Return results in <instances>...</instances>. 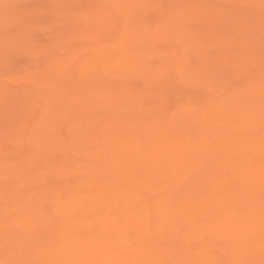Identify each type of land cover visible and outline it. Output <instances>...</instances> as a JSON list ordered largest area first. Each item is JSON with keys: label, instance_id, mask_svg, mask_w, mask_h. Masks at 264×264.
<instances>
[{"label": "rangeland", "instance_id": "rangeland-1", "mask_svg": "<svg viewBox=\"0 0 264 264\" xmlns=\"http://www.w3.org/2000/svg\"><path fill=\"white\" fill-rule=\"evenodd\" d=\"M177 5L185 7H176ZM262 11L261 0H0V118L3 119H0V264L14 262V257L15 262L23 264H67L64 253L73 252L75 248L85 245L86 241L96 245L91 250L95 253L90 256V264H125V257L130 251L141 250V236L135 233L134 228L128 225L120 233L115 224L124 220V206L131 194L142 193L143 197L145 194V202L152 206L151 197L148 196L151 192L148 189L153 188L156 193L161 190L157 188H161L163 182L167 181L173 162L168 157L169 150L160 152L158 155L166 156L163 160L165 162L162 161L154 169L146 168V172L152 169L154 174L151 172V175L156 178L147 177V181L144 178L138 179V182L141 180V187L145 188L139 190V185L133 184L130 187L126 184L127 181L117 184L116 180L123 177L120 169H132L134 161L128 160L122 164L114 161L116 149L129 144L130 148L126 149L130 152L138 154L141 150L142 158L148 154L144 147V137L137 126L140 122L144 126L150 125L151 120L143 110L147 107L156 109L155 113L160 114L162 120L158 124H163L165 117H176L177 121L172 129L178 131H173L169 141H159L158 145L162 144V148L168 144L172 147L174 136L181 133L185 125L194 131L186 133V137L183 135L181 140H189L195 146L201 140L198 127H194L196 121H206V124L210 123L212 126L220 123L219 125L227 128L237 126L238 113L229 114L234 105L226 96L228 91L236 87H242L247 94L252 92L247 91L248 88H261L260 54L264 48ZM137 19L140 20L139 23L135 22ZM124 20L128 21L127 25ZM25 33H31L30 41L25 40ZM221 40H225V43ZM203 41L207 48L206 57L214 60L215 65L211 70L205 66L200 50L199 42ZM218 44H228L226 55L225 50L220 52ZM241 44L244 48H241ZM242 66L252 67L255 77L253 75L249 78L241 71ZM47 73H53L55 79H43ZM258 92L261 94V90ZM224 109L228 113H224ZM218 110H221V116ZM122 117L131 121L128 128L130 131L121 132L122 126L119 127V124L121 125ZM245 129V133L256 143L264 140L261 121L245 124ZM141 144L144 146L138 148ZM244 148L230 152L220 161L223 167L221 176L230 180L229 184L224 185L223 192H234L230 188L243 187L238 170L241 171L249 161L250 167L254 163L263 167V161H253L259 159L256 153ZM245 150H248L246 154ZM186 161L187 158L181 165L187 164ZM109 165L114 171L103 173V169H108ZM193 167L192 164L191 168ZM143 169L144 167L138 168L135 173ZM231 173L234 177L229 179ZM115 176H118L117 179ZM113 186L115 190L112 189ZM262 187L264 182L257 191L259 200ZM135 188L137 191H133ZM111 190L114 192L113 197ZM203 192L194 194L190 198L191 203L188 200L189 208L196 206L204 196ZM134 205L135 209L139 208ZM194 209L196 208L192 211ZM37 210L39 213H35ZM147 212H150V226L154 228L158 222L156 215L151 208ZM45 217L51 226L47 231L50 233V241L44 232V228L48 226L44 224ZM193 219H198V228L196 227V236L188 241L190 248L195 249L200 243L205 244V251L211 257L214 255L218 264H258L256 256H253L256 252H264L261 235L256 236L249 245H242L240 236L235 234L238 229L232 228L222 237L211 232L203 234L199 231H202L200 223H204V219L198 214ZM3 223L5 224L1 226ZM112 231L114 232L111 233ZM151 231L154 240H158L155 228ZM54 233L59 234L58 238ZM45 238L49 244L60 241L61 238L60 245H68L67 248L71 249L43 259L24 254L23 245L26 246L29 240L43 242ZM52 238L55 240L51 242ZM158 241L159 244L166 245L164 241ZM25 251L30 249L26 248ZM18 255L22 256L17 261Z\"/></svg>", "mask_w": 264, "mask_h": 264}, {"label": "bare ground", "instance_id": "bare-ground-1", "mask_svg": "<svg viewBox=\"0 0 264 264\" xmlns=\"http://www.w3.org/2000/svg\"><path fill=\"white\" fill-rule=\"evenodd\" d=\"M141 1V0H140ZM138 2V1H137ZM259 2V1H258ZM93 3V2H92ZM139 3V2H138ZM194 4V3H193ZM16 5V4H15ZM102 5V4H101ZM141 5V2L139 3ZM144 4H142V7ZM243 6V5H242ZM256 6V5H255ZM138 7V6H137ZM174 7V6H173ZM248 7V6H247ZM140 8V7H139ZM193 8V7H192ZM228 8V7H227ZM70 9V8H69ZM177 9V8H176ZM19 10V9H18ZM231 10V9H230ZM14 11V10H13ZM25 11V10H24ZM95 11V10H94ZM141 11V10H140ZM189 11V10H188ZM79 12V11H78ZM136 12V11H135ZM142 12V11H141ZM147 12V11H146ZM201 12V11H200ZM253 12V10H252ZM70 13V12H69ZM125 13V12H124ZM101 14V13H100ZM116 14V13H115ZM140 14V13H139ZM215 14V13H214ZM249 14V13H248ZM137 15V14H136ZM250 15V14H249ZM252 15V14H251ZM48 16V15H47ZM65 16V15H64ZM82 16V15H81ZM183 16V15H182ZM224 16V15H223ZM55 17V16H54ZM192 17V16H191ZM190 17V18H191ZM227 17V15H226ZM257 17V16H254ZM140 18V16H139ZM187 18V17H186ZM195 18V17H194ZM222 18V17H221ZM7 19V18H6ZM70 19V18H69ZM189 19V18H187ZM186 19V20H187ZM201 19V18H200ZM239 19V17H238ZM260 19V18H259ZM199 20V19H198ZM241 20V19H240ZM239 20V23H240ZM23 21V20H22ZM210 21V20H209ZM85 22V21H84ZM69 23V22H68ZM198 23V22H197ZM235 23V22H234ZM86 24V23H85ZM131 24V23H130ZM97 25V24H96ZM214 25V24H213ZM217 25V24H216ZM70 27V25H68ZM132 28V27H131ZM134 28V27H133ZM199 28V27H198ZM105 29V28H104ZM135 29V28H134ZM225 29V28H224ZM222 29V30H224ZM163 30V29H162ZM221 30V29H220ZM75 31V30H74ZM101 31V30H100ZM120 31V30H119ZM137 31V29H136ZM139 31V30H138ZM180 30H178L179 32ZM186 31V30H185ZM219 31V30H218ZM243 31V29H242ZM260 31V30H259ZM122 32V31H121ZM220 32V31H219ZM222 32V31H221ZM258 32V31H257ZM261 32V31H260ZM193 33V32H192ZM210 33V32H209ZM223 33V32H222ZM142 34V33H141ZM262 34V33H261ZM138 35V34H136ZM178 35V34H177ZM208 35V34H207ZM221 35V34H220ZM146 36V35H145ZM188 36V35H187ZM204 36V34H203ZM228 36V35H226ZM259 36V35H258ZM132 37V36H131ZM138 37V36H137ZM151 37V36H150ZM179 37V36H178ZM216 37V36H215ZM224 37V36H223ZM220 39V37L218 36ZM217 38V39H218ZM248 38V36H247ZM256 38V37H255ZM258 38V37H257ZM256 38V39H257ZM262 38V37H261ZM64 39V38H63ZM216 39V41H217ZM228 39V38H227ZM240 39V38H239ZM61 40V39H60ZM131 40H133L131 38ZM236 40V39H235ZM234 40V41H235ZM136 41V40H135ZM223 43H225V40H221ZM84 42V40H83ZM122 42V41H121ZM212 42V41H211ZM220 42V41H219ZM258 42V41H257ZM17 43V42H16ZM146 43V42H145ZM154 43V42H153ZM200 50L202 51V57L204 56V64L207 67V69L211 70L214 68V60L210 57H206L207 48L205 46V41L199 42ZM18 45V44H17ZM54 45V44H53ZM98 45V44H97ZM156 45V44H155ZM258 46V45H257ZM109 47V46H108ZM147 47V46H146ZM220 48V52H224L226 55V49L229 48L228 44H218ZM223 47V49H222ZM240 47V46H239ZM260 47V46H258ZM105 48V47H104ZM103 48V49H104ZM129 48V47H128ZM139 48V47H137ZM145 48V47H144ZM218 48V49H219ZM232 48V47H231ZM241 48L242 44H241ZM17 49V48H16ZM59 49V48H58ZM83 49V48H82ZM252 49V48H251ZM130 50V49H129ZM128 50V51H129ZM198 50V49H197ZM127 51V52H128ZM132 51V50H131ZM140 51V50H139ZM170 51V50H169ZM233 51V50H232ZM3 52V51H2ZM53 52V51H52ZM107 52V51H106ZM138 51H136L137 53ZM147 53V52H146ZM145 53V54H146ZM77 54V53H76ZM100 54V53H99ZM125 54V53H123ZM212 54H214L212 52ZM49 55V54H48ZM190 56V55H189ZM223 56V55H222ZM67 58V57H66ZM145 58V56H144ZM186 58V57H185ZM189 58V57H188ZM192 58V57H191ZM200 58V57H199ZM225 58V57H224ZM230 59V58H229ZM61 60V59H60ZM71 60V59H70ZM159 60V59H158ZM191 61V59H189ZM221 60V59H220ZM8 62V61H7ZM74 62V61H73ZM162 62V61H161ZM168 62V61H167ZM171 62V61H170ZM78 63V62H77ZM140 63V62H139ZM158 63V62H157ZM193 63V62H192ZM177 64V63H176ZM150 65V64H149ZM136 66V65H135ZM218 66V65H217ZM151 67V66H150ZM184 67V66H183ZM3 68V67H2ZM136 68V67H135ZM163 68V67H161ZM167 68V67H166ZM188 68V67H187ZM64 70V69H63ZM141 70V69H140ZM144 70V69H143ZM222 70V69H221ZM188 71V70H187ZM225 71V70H224ZM138 72V71H137ZM153 72V71H152ZM213 72V71H211ZM209 72V73H211ZM149 73V72H148ZM151 73V72H150ZM172 73V72H171ZM206 73V72H205ZM236 73V72H235ZM178 74V73H177ZM198 74V73H197ZM228 74V73H227ZM231 74V73H230ZM247 74V73H246ZM258 74V73H257ZM261 74V73H260ZM152 75V74H151ZM171 75V74H170ZM219 75V74H218ZM232 75V74H231ZM134 76V75H133ZM229 76V75H228ZM234 76V75H233ZM245 79L247 78L244 74ZM258 76V75H257ZM69 77V76H68ZM148 77V76H147ZM178 77V76H177ZM222 77V73H221ZM253 77V76H252ZM255 77V75H254ZM154 78V77H153ZM261 78V77H260ZM259 78V79H260ZM55 79V78H54ZM72 79V78H71ZM75 79V78H74ZM222 79V78H221ZM227 79V78H226ZM256 79V78H255ZM153 81V80H152ZM181 81V79H180ZM183 81V79H182ZM257 81V80H256ZM255 81V82H256ZM214 82V81H213ZM53 83V82H52ZM90 83V82H89ZM161 83V82H160ZM183 83V82H182ZM225 83V81H224ZM247 83V82H246ZM76 84V83H75ZM170 84V83H168ZM241 84V83H240ZM218 85V84H217ZM231 85V84H230ZM74 86V85H73ZM161 86V85H160ZM232 86V85H231ZM230 86V87H231ZM237 85H235L236 87ZM249 86V85H248ZM247 86V87H248ZM3 87V86H2ZM80 87V86H79ZM9 88V87H8ZM84 89V87H82ZM191 88V87H190ZM193 88V87H192ZM215 88V87H214ZM217 88V87H216ZM246 88V87H245ZM256 88V86H255ZM86 89V88H85ZM175 90V89H174ZM247 90V89H246ZM261 88L257 87L255 90H251L248 88L247 91H252L250 93H246L250 97V102L247 106L241 108V113L239 114V108H236L235 106H232V110H229L230 113H238L236 117H238V123L237 126L233 128H227L224 125H217L212 126L210 123L206 124V121H196V124L194 127H198L197 130L200 132L198 134H201V140L198 141V143L192 145L189 140H181L182 136L186 133L191 134V127H183L181 133H177L174 137V144L170 147V145H165L163 148L159 144V141L165 140V139H171L173 136V131L178 129H172V125L176 123L177 120L175 115L171 117H165L163 124H158L162 118H160V114L155 113L156 109H150V108H143L144 113H146L151 120L150 125H143L142 122L139 124V131L141 135L144 137L145 146L143 144L139 145L138 148H141L142 146L147 149L148 154L142 158L143 151H139L138 154L132 153L126 148L129 147L128 145L125 148L123 145L121 148L116 149L115 153V159L121 164L128 160H133L132 162L133 168L132 169H124V171L120 169V173L123 174L122 178H119L116 180L117 184L119 182L127 181L126 184H128L130 187L133 186V184H137L139 186V190H143L145 188H142L140 182H138V179L144 178L147 181V177H155L154 175H151L152 169L158 167V165L166 159V156L158 155L160 152H164L165 149L166 152L169 150L168 157H171L173 165L172 169L168 172L170 175L166 178L167 181L163 182L164 185L160 188L159 192H155L153 188H149L148 191L151 192L148 194L149 197H151V203L152 206L149 205V202L146 203L145 199L147 196L143 197V194L139 195L138 193L131 194V197L127 200L126 206H124V220L121 221L118 224H115V227L118 232H122L124 227H127L128 225L132 226L134 228L135 233L141 236V250H132L130 251L129 255L125 257L126 259L125 264H218V261L211 257L206 251H205V244L202 245L200 243V246L197 248H190L188 245L190 244L188 241L191 237L196 236V227H197V221L198 219H193L194 217H197V214L201 216L204 219V223H200L202 225V231L198 230L199 233H207L211 232L214 233L217 237L225 236L229 233L230 229L236 228L238 229L235 233L236 235L240 236V244L242 245H249L250 242H253L254 238L256 236L261 235L260 231V200L257 198V191L258 188L263 184L264 182V140L262 142L256 143L254 139L248 134L245 133L247 131L244 130L245 124L250 125V123H254L257 121H260V98L261 94L260 91ZM211 91V90H210ZM223 91V89H222ZM87 92V91H86ZM217 92V91H216ZM81 93V92H80ZM206 93V92H205ZM78 94V93H77ZM148 95V94H147ZM54 96V95H53ZM121 96V95H120ZM218 96V95H217ZM170 97V96H169ZM80 98V97H79ZM160 98V97H159ZM163 98V97H162ZM227 98V96H226ZM166 99V98H165ZM172 99V98H171ZM179 99V98H178ZM174 100V99H172ZM49 101V100H48ZM175 101V100H174ZM179 101V100H178ZM218 101H220L218 99ZM230 101V100H228ZM134 102H136L134 100ZM224 102V101H223ZM231 102V101H230ZM142 103V102H141ZM219 103V102H218ZM67 104V103H66ZM125 104V103H124ZM156 104V103H155ZM165 104V103H164ZM233 104V103H232ZM39 105V104H38ZM130 105V104H129ZM214 105V104H213ZM227 105V104H226ZM124 106V105H123ZM162 106V105H161ZM187 106V105H186ZM217 106V104H216ZM215 106V107H216ZM222 106V105H221ZM27 107V106H26ZM145 107V106H144ZM160 107V106H159ZM171 107V106H170ZM181 107V106H180ZM229 107V106H228ZM63 108V107H62ZM131 108V107H128ZM195 108V107H194ZM209 108V107H208ZM185 110V108L183 107ZM191 109V108H190ZM5 110V109H4ZM142 110V111H143ZM164 110V109H163ZM162 110V111H163ZM215 110V109H214ZM222 110V109H221ZM220 110V111H221ZM225 110V109H224ZM223 110V111H224ZM82 111V110H81ZM200 111V110H199ZM203 111V110H202ZM209 111V110H208ZM219 111V110H218ZM219 111V113H220ZM51 112V111H50ZM57 112V111H56ZM159 112V111H158ZM166 112V111H165ZM183 112V111H182ZM194 112V111H192ZM2 113V112H1ZM55 113V112H54ZM84 113V112H83ZM172 113V111H171ZM187 113V112H186ZM199 113V112H198ZM224 113H228L227 110H225ZM177 114V113H176ZM196 114V112H195ZM194 114V115H195ZM204 114V113H203ZM218 114V113H217ZM33 115V114H32ZM57 115V114H56ZM131 115V114H130ZM188 115V114H186ZM208 114H206L207 116ZM221 116V113L219 114ZM5 116V115H4ZM8 116V115H7ZM70 116V115H69ZM204 116V115H203ZM233 116V115H232ZM235 116V115H234ZM109 117V116H108ZM132 117V116H131ZM131 117H129V120H132ZM179 117V116H178ZM177 117V118H178ZM184 117V116H182ZM197 117V116H196ZM194 117V118H196ZM5 118V117H4ZM48 118V117H47ZM123 120H121V125L119 124V127L122 128L121 132H127L128 128L131 126L128 120L122 117ZM207 118V117H206ZM1 119V118H0ZM58 119V118H57ZM3 120V119H1ZM13 120V119H11ZM25 120V119H24ZM46 120V119H45ZM51 120V119H50ZM190 120V119H189ZM195 120V119H194ZM200 120V119H199ZM212 120V119H211ZM223 120V119H222ZM191 121V120H190ZM186 121V122H190ZM209 121V120H208ZM218 121V120H217ZM14 122V121H13ZM17 122V121H15ZM29 122V121H27ZM184 122V121H183ZM215 122V121H214ZM237 122V121H236ZM30 123V122H29ZM233 123V122H232ZM12 124V123H11ZM180 124H183L180 122ZM189 124V123H188ZM15 125V124H14ZM179 125V124H177ZM38 126V125H37ZM83 126V125H82ZM118 126V125H117ZM12 127V126H11ZM29 127V126H28ZM193 127V126H192ZM4 128V127H3ZM10 128V127H9ZM14 128V127H13ZM31 128V127H30ZM79 128V127H78ZM135 128V127H134ZM8 129V128H7ZM131 129V128H130ZM19 130V129H18ZM56 130V129H55ZM130 131V130H128ZM194 131V130H193ZM4 132V130H3ZM23 132V131H22ZM255 132V131H254ZM80 133V132H79ZM176 133V132H175ZM258 133V132H257ZM2 134V133H1ZM19 134V133H18ZM133 134V133H129ZM166 135L163 137V135ZM13 135V134H12ZM70 135V134H69ZM68 135V136H69ZM93 135V134H92ZM137 135V134H136ZM187 135V134H186ZM185 135V137H186ZM259 135V134H258ZM19 136V135H18ZM39 136V135H38ZM117 136V135H116ZM133 137V135H131ZM181 136V137H180ZM4 137V136H3ZM94 137V136H93ZM124 137V136H123ZM127 137H129L127 135ZM125 137V139L127 138ZM131 137V138H132ZM191 137V136H189ZM188 137V139H190ZM263 137V136H262ZM16 138V137H14ZM139 138V137H138ZM23 139V138H22ZM55 139V138H54ZM130 140V138H128ZM134 139V138H132ZM137 139V138H136ZM142 139V137H141ZM12 140V139H11ZM139 141V139H137ZM39 141V140H38ZM259 141V140H258ZM79 142V141H78ZM77 142V144H78ZM81 142V141H80ZM127 142V141H126ZM140 142V141H139ZM43 143V142H42ZM120 143V142H119ZM11 144V143H10ZM76 144V143H75ZM166 144V143H165ZM20 146V145H19ZM82 146V145H81ZM131 146V145H130ZM27 147V146H26ZM36 147V146H35ZM39 147V146H38ZM48 147V146H47ZM80 147V143L79 146ZM118 147V146H117ZM134 147V146H133ZM137 147V146H136ZM245 147L249 148V152L253 151L256 153V156L259 158L258 160H253L255 162L257 161H263V167L257 166L255 163L250 167V161L249 163L245 164L244 167L240 170V172L236 174H239L241 177L243 187L239 189L230 188L234 192H223L224 185L227 184L229 181L228 177H222L220 173L222 170V164L220 163L221 160L225 159L228 154L234 150H239L240 148ZM2 148V147H1ZM43 148V147H42ZM130 148V147H129ZM244 148V149H245ZM79 149V148H78ZM8 150V149H7ZM132 150V149H130ZM94 151V150H93ZM245 150V154H246ZM234 153V152H233ZM43 155V154H42ZM62 155V154H61ZM99 155V154H98ZM14 156V155H13ZM47 156V155H46ZM113 156V153H111V157ZM35 157V156H34ZM50 157V156H49ZM238 157V156H237ZM240 157V156H239ZM250 157V156H249ZM65 158V157H64ZM63 158V159H64ZM187 158L188 162L185 165H181L182 161ZM42 159V158H41ZM11 160V159H10ZM242 160V159H241ZM18 161V160H17ZM165 162V161H163ZM190 162V163H189ZM5 164V163H4ZM117 164V163H116ZM192 164L194 165L193 168H191ZM227 164V162H226ZM225 164V165H226ZM239 164V163H238ZM129 165V164H128ZM7 166V165H6ZM116 166V165H115ZM118 166V165H117ZM230 166V165H229ZM237 166V165H235ZM51 167V166H50ZM111 166L109 165L108 169H103V173H105L108 170H111ZM113 167V166H112ZM143 168V170H139L138 173H135L138 168ZM152 168L149 169L146 172V168ZM165 167V166H163ZM14 168V166H13ZM53 168V167H51ZM226 168V167H225ZM19 169V168H18ZM48 169V168H47ZM113 170V168H112ZM111 170V172H112ZM116 170V168H115ZM229 170V169H228ZM43 171V170H40ZM54 171V170H53ZM114 171V170H113ZM118 171V170H116ZM235 171V169H234ZM5 172V171H4ZM48 172V170H47ZM146 172V173H144ZM16 173V172H15ZM14 173V174H15ZM117 173V172H116ZM115 173V174H116ZM127 173V174H125ZM143 173L145 175H143ZM228 174V172H226ZM233 173V172H232ZM232 173L230 175H232ZM56 174V173H55ZM152 174H154L152 172ZM117 175V174H116ZM143 175V177H142ZM147 175V176H146ZM216 175V176H215ZM234 175V173H233ZM229 177V179H232L234 176ZM61 176V174H60ZM229 176V174L227 175ZM116 177V176H115ZM118 177V176H117ZM116 177V179H117ZM158 177V176H157ZM196 179H194V178ZM41 178V177H40ZM156 178V177H155ZM155 178H152L153 180H156ZM163 178V177H162ZM85 179V178H84ZM161 179V178H160ZM159 179V180H160ZM55 180V179H54ZM67 180V179H66ZM114 180V179H113ZM237 180V179H236ZM100 181V180H99ZM108 181V180H107ZM105 181V182H107ZM144 181V180H143ZM150 181V180H148ZM29 182V181H28ZM53 182V180H52ZM73 182V181H72ZM96 182V181H95ZM121 182V183H122ZM131 182L132 184H129ZM198 182V183H197ZM232 182V180H231ZM25 183V182H24ZM34 183V182H32ZM56 183V182H55ZM167 183V184H166ZM230 183V182H229ZM228 183V184H229ZM54 184V183H53ZM124 184V183H123ZM166 184V186H165ZM236 184V183H235ZM42 185V184H41ZM113 185V184H112ZM127 185V186H128ZM231 185V184H230ZM45 186V185H44ZM70 186V185H69ZM156 186V185H155ZM154 186V187H155ZM15 187V185H14ZM13 187V189H14ZM115 186H113L112 189H114ZM126 187V186H125ZM229 187V186H228ZM12 188V187H11ZM121 188V187H120ZM123 188V187H122ZM238 188V187H237ZM111 189V188H110ZM11 190V189H10ZM115 190V189H114ZM136 190L133 189V191ZM230 190V191H231ZM1 191V190H0ZM17 191V190H16ZM55 191V190H54ZM57 191V190H56ZM104 191V190H103ZM137 191V190H136ZM158 191V190H157ZM202 191H204V196L201 200H197L196 206L193 208L195 211H192L193 208L188 207V200L189 203H191L190 198L194 196V194H201ZM14 192V191H13ZM113 190H111L112 194ZM260 192V191H259ZM16 193V192H15ZM25 193V191H23ZM60 193V192H59ZM79 193V192H78ZM109 193V192H107ZM114 193V192H113ZM118 193V192H117ZM126 193V192H124ZM32 194V193H31ZM93 194V193H92ZM109 194V195H111ZM10 195V194H9ZM23 195V194H22ZM116 195V194H115ZM27 196V195H26ZM99 196V195H98ZM28 197V196H27ZM113 197V194H112ZM12 198V196H11ZM15 198V197H14ZM35 198V197H34ZM111 198V197H110ZM66 199V198H65ZM77 199V198H76ZM106 199V198H104ZM103 199V200H104ZM113 201V198H111ZM195 199V198H194ZM16 200V199H15ZM29 200V198H28ZM38 200V199H36ZM40 200V199H39ZM88 200V199H87ZM109 200V199H108ZM115 200V199H114ZM78 201V200H77ZM107 201V200H106ZM116 201V200H115ZM124 201V200H123ZM30 202V201H29ZM40 202V201H39ZM75 202V201H74ZM22 203V202H21ZM34 203V202H33ZM110 203V202H109ZM119 203V202H118ZM134 204H136L139 208L135 209ZM17 205V204H16ZM21 205V204H20ZM26 205V204H25ZM118 205V204H117ZM28 206V205H27ZM33 206V205H32ZM36 206V205H35ZM102 206V205H101ZM17 207V206H16ZM88 207V206H87ZM39 208V207H38ZM35 208V209H38ZM103 208V207H102ZM149 208L153 210V212L156 215V218L158 222L154 225L155 228V235H157L158 240L164 241L166 245L159 244L158 240H154V235L151 229L154 228L150 226V220L149 219ZM22 209V208H21ZM23 210V209H22ZM31 210V209H30ZM102 210V209H101ZM115 210V209H114ZM118 210V209H117ZM35 213H39V210L35 211ZM27 214V213H26ZM152 214V213H151ZM11 215V214H10ZM19 215V214H18ZM25 215V213H24ZM194 215V216H193ZM44 216V215H43ZM102 216V215H100ZM104 216V215H103ZM114 216V215H113ZM26 217V215H25ZM50 217V216H49ZM70 217V216H69ZM99 217V216H96ZM108 216H106V219ZM40 219V218H39ZM46 217L44 218V224L48 225L45 229V235L46 238H48V241H50L49 235L50 233L47 232L49 228H51L49 222L45 221ZM64 219V218H63ZM70 219V218H69ZM98 219V218H97ZM105 219V220H106ZM16 220V219H15ZM43 220V219H42ZM57 220V219H56ZM112 220V218H111ZM1 221V220H0ZM22 221V220H21ZM71 221V220H70ZM201 221V220H200ZM72 222V221H71ZM84 222V221H83ZM113 223V221H111ZM25 223H27L25 221ZM105 223V222H104ZM5 223H3L1 226H3ZM7 224V223H6ZM9 224V223H8ZM73 224V222H72ZM89 224V223H88ZM101 224V223H100ZM184 224V225H183ZM63 225V224H62ZM74 225V224H73ZM105 225V224H104ZM200 225V226H201ZM8 226V225H7ZM40 226V225H39ZM91 226V225H90ZM109 226V225H108ZM27 227V226H26ZM54 227V226H53ZM65 227V226H64ZM73 226H71L72 228ZM76 227V226H75ZM102 227V226H101ZM113 227V226H111ZM182 227V229H180ZM8 228V227H7ZM6 228V229H7ZM24 228V227H23ZM34 228V226H33ZM63 228V226H62ZM68 228V227H67ZM198 228V227H197ZM21 229V228H20ZM38 229V228H36ZM93 229V228H92ZM108 229V228H107ZM54 230V229H53ZM51 230V231H53ZM64 230V229H63ZM95 230V229H94ZM34 231V230H33ZM84 231V230H80ZM117 232L116 230H114ZM112 231L111 233H113ZM21 232V231H20ZM24 232V231H23ZM37 232V231H36ZM55 232V230H54ZM75 232V231H72ZM92 232V231H91ZM42 233V232H41ZM68 233V232H67ZM90 233V232H89ZM94 233V232H92ZM106 233V232H105ZM234 233V232H232ZM25 234V233H24ZM36 234V233H35ZM56 234V233H54ZM65 234V233H64ZM63 234V235H64ZM72 234V233H71ZM91 234V233H90ZM108 234V233H106ZM233 234V235H235ZM240 234V235H239ZM27 235V234H26ZM59 234H56V236ZM92 235V234H91ZM110 235V234H108ZM119 235V234H118ZM200 235V234H199ZM231 235V234H230ZM29 236V235H28ZM32 236V235H31ZM30 236V237H31ZM42 236V235H41ZM85 236V235H83ZM90 236V235H89ZM104 236V235H103ZM206 236V235H204ZM208 236V235H207ZM211 236V235H210ZM68 237L70 238V235L68 234ZM82 237V234H81ZM91 237V236H90ZM112 237V236H109ZM39 238V237H38ZM46 238L43 242L41 240H29L26 246L23 245L24 254H30V256L39 258H48L52 257L54 255L59 254L58 252L66 251L71 248H67L66 246H61L60 241L56 240L54 241L56 237L51 239L52 244H49V242H46ZM58 238V236H57ZM87 238V237H86ZM99 238V237H98ZM131 238V237H130ZM129 238V239H130ZM212 238V236H211ZM9 239V238H8ZM22 239V238H21ZM63 239V238H62ZM76 239V238H75ZM85 239V238H84ZM104 239V238H103ZM198 239V238H196ZM207 239V238H206ZM217 239V238H216ZM220 239V238H219ZM23 240V239H22ZM25 240V239H24ZM111 240V239H110ZM119 240V239H118ZM237 241V239H235ZM71 241V240H70ZM93 241V240H92ZM100 241V240H99ZM207 241V240H206ZM211 241V240H210ZM232 241V239H231ZM235 241V242H236ZM50 242V243H51ZM121 242V241H120ZM119 242V243H120ZM163 242V243H164ZM208 242V241H207ZM68 243V242H67ZM76 243V242H75ZM123 243V242H121ZM131 243V242H130ZM162 243V242H161ZM216 243V242H215ZM256 243V242H255ZM238 244V243H237ZM259 245L258 243H256ZM21 245V244H20ZM71 245V244H70ZM76 245V244H75ZM123 245V244H122ZM239 245V244H238ZM256 245V247H257ZM96 246L95 244L90 243V241H86L85 245H81L78 248H73L74 251L71 253H64L65 257L64 259H67V264H74L76 261V264H90L91 263V255L95 252H92L91 250ZM108 246V245H107ZM106 246V248H107ZM99 247V246H98ZM125 247V246H124ZM139 247V246H138ZM207 247V246H206ZM241 247V246H239ZM246 247V246H245ZM255 247V248H256ZM26 248H29L30 251L26 252ZM97 248V247H96ZM102 248V246L100 247ZM99 248V249H100ZM104 248V247H103ZM110 248V247H109ZM210 248V247H209ZM258 248V247H257ZM136 249V248H135ZM242 249V248H241ZM98 250V249H97ZM107 250V249H106ZM115 250V249H114ZM243 250V249H242ZM19 251V250H18ZM99 251V250H98ZM101 251V250H100ZM128 251V250H127ZM236 251V250H235ZM113 252V251H112ZM115 252V251H114ZM158 252V253H157ZM219 252V251H218ZM19 253V252H18ZM212 253V252H211ZM214 253V252H213ZM220 254V253H219ZM223 254V253H222ZM233 254V253H232ZM231 254V255H232ZM2 255V254H1ZM110 255V254H109ZM120 255V254H119ZM221 255V254H220ZM241 255V254H240ZM245 255V254H244ZM250 255V253L248 254ZM5 256V255H4ZM22 255L17 256V261L20 259ZM62 256V254H61ZM103 256V255H102ZM123 256V255H122ZM217 256V255H215ZM227 256V255H226ZM224 256V257H226ZM246 256V255H245ZM258 260V264H261L262 261H264V252H256V254L253 256ZM2 257V256H1ZM0 257V258H1ZM93 257V256H92ZM101 257V256H97ZM105 257V256H104ZM121 257V256H120ZM10 258V257H9ZM26 258V257H25ZM57 258V257H56ZM114 258V257H113ZM245 258V257H244ZM243 258V261L245 263V259ZM16 257L13 258V261L15 262ZM22 259V258H21ZM36 259V260H37ZM53 259V258H52ZM117 259V258H116ZM242 259V258H241ZM110 260V259H109ZM112 260V259H111ZM172 260V261H171ZM232 260V258H231ZM10 261V260H9ZM12 261V260H11ZM35 261V260H34ZM33 261V262H34ZM221 261V260H220ZM234 261V259H233ZM232 261V262H233ZM251 261V260H250ZM254 261V260H253ZM251 261V262H253ZM42 262V261H40ZM102 262V261H101ZM112 262V261H111ZM122 262V261H121ZM248 262V261H246ZM3 263V262H2ZM25 263V262H24ZM57 263V262H56ZM114 263V262H112ZM124 263V262H123ZM238 263V262H237ZM40 264V263H39ZM45 264V263H43ZM49 264V262H48ZM63 264V263H62ZM104 264V263H103ZM115 264V263H114ZM221 264V263H220ZM256 264V263H255Z\"/></svg>", "mask_w": 264, "mask_h": 264}, {"label": "snow or ice", "instance_id": "snow-or-ice-1", "mask_svg": "<svg viewBox=\"0 0 264 264\" xmlns=\"http://www.w3.org/2000/svg\"><path fill=\"white\" fill-rule=\"evenodd\" d=\"M158 7H164L162 5H158ZM176 7H185L184 5H177ZM261 7L264 10V0H261ZM262 19H264V11H262ZM135 22L139 23L140 20L137 19ZM128 21L124 20V24L127 25ZM31 33H25V40L30 41ZM241 71L247 73L249 78L254 75V69L249 66H242ZM260 73H261V98H260V121L261 127L264 128V48L261 50L260 54ZM43 79H54L53 73H47L42 77ZM231 84V81H230ZM227 98L231 99L233 105L236 108H242L249 104L250 97L242 90V87H236L227 92ZM260 231H261V241L262 246H264V187L261 189L260 193ZM8 264H23V262H8ZM264 264V261L261 262Z\"/></svg>", "mask_w": 264, "mask_h": 264}]
</instances>
